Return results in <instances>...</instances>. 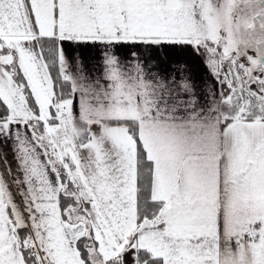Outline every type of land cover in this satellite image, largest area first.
I'll return each instance as SVG.
<instances>
[{
	"label": "snow or ice",
	"instance_id": "1",
	"mask_svg": "<svg viewBox=\"0 0 264 264\" xmlns=\"http://www.w3.org/2000/svg\"><path fill=\"white\" fill-rule=\"evenodd\" d=\"M0 264H264V0H0Z\"/></svg>",
	"mask_w": 264,
	"mask_h": 264
},
{
	"label": "crops",
	"instance_id": "2",
	"mask_svg": "<svg viewBox=\"0 0 264 264\" xmlns=\"http://www.w3.org/2000/svg\"><path fill=\"white\" fill-rule=\"evenodd\" d=\"M189 65L191 66V70H192L193 74L196 75L197 79H198L199 78V72L191 60H189ZM209 83H211V81H209Z\"/></svg>",
	"mask_w": 264,
	"mask_h": 264
},
{
	"label": "rangeland",
	"instance_id": "3",
	"mask_svg": "<svg viewBox=\"0 0 264 264\" xmlns=\"http://www.w3.org/2000/svg\"><path fill=\"white\" fill-rule=\"evenodd\" d=\"M5 151H7V149H5ZM9 160H11V155H9Z\"/></svg>",
	"mask_w": 264,
	"mask_h": 264
}]
</instances>
